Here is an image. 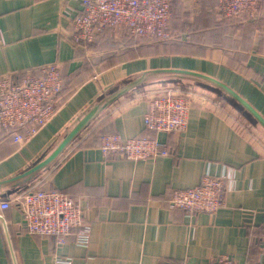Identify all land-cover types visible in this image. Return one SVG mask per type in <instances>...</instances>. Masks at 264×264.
<instances>
[{"label":"crops","instance_id":"obj_1","mask_svg":"<svg viewBox=\"0 0 264 264\" xmlns=\"http://www.w3.org/2000/svg\"><path fill=\"white\" fill-rule=\"evenodd\" d=\"M218 0H172V40L150 44L113 30L89 45L72 41L82 0H0V79L39 77L57 64L61 106L31 142L0 130V264H206L227 256L264 264V128L208 76L234 91L264 119V8L259 20H224ZM114 102L117 93L134 85ZM188 97L183 133H154L144 117L155 95ZM94 118L33 176L13 180L48 158L93 109ZM105 135L157 139L169 156L128 160L100 151ZM224 177V205L214 215L169 205L175 190ZM58 190L75 200L89 228L65 244L27 233L18 200Z\"/></svg>","mask_w":264,"mask_h":264},{"label":"built area","instance_id":"obj_2","mask_svg":"<svg viewBox=\"0 0 264 264\" xmlns=\"http://www.w3.org/2000/svg\"><path fill=\"white\" fill-rule=\"evenodd\" d=\"M83 13L73 22L72 41L89 45L106 30L129 40L149 39L156 42L172 40V0H82ZM218 10L225 19L261 18L264 0H218ZM64 81L57 64L44 68L39 77L27 75L19 81L0 79V130L15 144L31 142L55 118L61 106ZM191 101L188 97L164 92L149 101L144 117L148 131L154 133H183L188 127ZM100 151L105 156L128 160H148L169 156L170 150L157 139L123 140L118 135H105ZM224 177L205 176L201 184L187 190H175L171 208L189 214L214 215L224 205ZM27 233L47 236L65 244L76 232L79 245L89 243V228L84 224L83 210L78 202L61 191H31L18 200ZM10 201L0 200V210L10 208ZM264 258V234L261 240ZM56 264H72L57 260ZM192 264V263H186ZM206 264H240L220 256Z\"/></svg>","mask_w":264,"mask_h":264},{"label":"water","instance_id":"obj_3","mask_svg":"<svg viewBox=\"0 0 264 264\" xmlns=\"http://www.w3.org/2000/svg\"><path fill=\"white\" fill-rule=\"evenodd\" d=\"M162 73H178L181 75H188V76H194L200 79H203L205 81H208L215 86L219 87L223 91H225L233 100H235L238 104H240L245 110H247L258 122L259 124L264 128V119L246 102L244 101L240 96H238L234 91H232L230 88L225 86L224 84L201 74L191 73V72H183V71H167ZM134 85L129 86L125 90L117 93L115 96H113L105 106L108 104L114 102L118 97L122 96L125 92H128L130 88L134 87ZM99 109H93L91 112H89L78 124L77 126L64 138V140L60 143V145L57 147V149L44 161H42L40 164L36 165L34 168L29 170L27 173L14 178L12 181L20 180V179H26L34 174H36L38 171L42 170L43 168L50 165L63 151L64 149L70 144V142L76 137V135L94 118L96 113Z\"/></svg>","mask_w":264,"mask_h":264},{"label":"rangeland","instance_id":"obj_4","mask_svg":"<svg viewBox=\"0 0 264 264\" xmlns=\"http://www.w3.org/2000/svg\"><path fill=\"white\" fill-rule=\"evenodd\" d=\"M147 41V43H150V44H155V43H164V42H156V41H153V40H149V39H144Z\"/></svg>","mask_w":264,"mask_h":264},{"label":"trees","instance_id":"obj_5","mask_svg":"<svg viewBox=\"0 0 264 264\" xmlns=\"http://www.w3.org/2000/svg\"><path fill=\"white\" fill-rule=\"evenodd\" d=\"M224 20H226V21H228V22L231 23V22H233V20H236V19H225V18H224ZM97 38H98V36H97ZM97 38H96V40H97ZM96 40H95V41H96ZM169 41H170V40H169ZM166 42H168V41H166ZM156 44H157V43H156ZM158 44H160V43H158ZM62 77H63V74H62Z\"/></svg>","mask_w":264,"mask_h":264}]
</instances>
